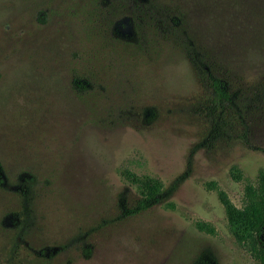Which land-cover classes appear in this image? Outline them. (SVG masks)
<instances>
[{
	"label": "rangeland",
	"instance_id": "obj_1",
	"mask_svg": "<svg viewBox=\"0 0 264 264\" xmlns=\"http://www.w3.org/2000/svg\"><path fill=\"white\" fill-rule=\"evenodd\" d=\"M260 171L264 0H0V264H259L207 184Z\"/></svg>",
	"mask_w": 264,
	"mask_h": 264
},
{
	"label": "trees",
	"instance_id": "obj_2",
	"mask_svg": "<svg viewBox=\"0 0 264 264\" xmlns=\"http://www.w3.org/2000/svg\"><path fill=\"white\" fill-rule=\"evenodd\" d=\"M211 86L216 100H227L223 87L217 81H212ZM119 175L138 190L140 198L135 202L136 212L144 211L160 201L162 188L157 180L136 176L127 170H122ZM231 176L235 181L242 179L236 168L232 170ZM207 185L216 194L224 211L227 230L235 244L259 264H264V172H258L256 185L244 184L243 205L240 208L235 207L216 185ZM195 227L198 231L214 234L213 228L207 223L196 222Z\"/></svg>",
	"mask_w": 264,
	"mask_h": 264
}]
</instances>
